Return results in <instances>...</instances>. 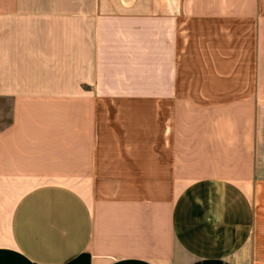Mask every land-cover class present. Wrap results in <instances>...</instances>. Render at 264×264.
Segmentation results:
<instances>
[{
	"label": "crops",
	"instance_id": "1",
	"mask_svg": "<svg viewBox=\"0 0 264 264\" xmlns=\"http://www.w3.org/2000/svg\"><path fill=\"white\" fill-rule=\"evenodd\" d=\"M1 103L0 264H264V0H0Z\"/></svg>",
	"mask_w": 264,
	"mask_h": 264
},
{
	"label": "rangeland",
	"instance_id": "2",
	"mask_svg": "<svg viewBox=\"0 0 264 264\" xmlns=\"http://www.w3.org/2000/svg\"><path fill=\"white\" fill-rule=\"evenodd\" d=\"M4 107L5 106H3V104L1 103L0 104V108L3 109ZM260 189H264V187L262 186V187H260ZM260 195H262V194L260 193ZM256 201H257V205L260 207V212H261L262 211L261 210L262 205H264V198H263V196H260L259 198H257ZM260 216H261V214H260Z\"/></svg>",
	"mask_w": 264,
	"mask_h": 264
}]
</instances>
